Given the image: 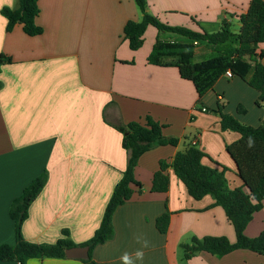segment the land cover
Segmentation results:
<instances>
[{"label": "crops", "instance_id": "0c3cea01", "mask_svg": "<svg viewBox=\"0 0 264 264\" xmlns=\"http://www.w3.org/2000/svg\"><path fill=\"white\" fill-rule=\"evenodd\" d=\"M250 0H149L146 11L161 22L197 30L194 18L207 32L222 21L237 26ZM35 24L42 33L28 36L21 24L6 32L0 13V54L10 63L0 66V245L15 242L9 216L12 201L43 171L47 180L28 208L22 223L23 238L35 244H53L64 238L74 244L89 240L99 227L114 186L122 177L127 153L122 135L114 128L144 122L146 116L162 125L165 138L176 146H159L138 159L131 198L112 216L113 237L96 245V264H122L121 256L141 249L140 236L149 242L144 259L135 264H264V255L237 249L221 257L200 251L183 260L181 245L195 237L235 233L224 210L206 195L193 199L184 184L167 168L168 189L153 192L152 179L159 162L170 164L174 155L195 145L208 156L202 163L228 168L231 188L241 184L235 163L226 151L238 133L220 127V118L202 109H216L240 123L257 127L264 108L255 104L258 93L241 78L220 77L200 101L190 81L173 66L149 64L158 31L147 26L143 44L135 51L123 37L129 20L142 14L134 0H37ZM16 9L17 0H0ZM157 31V32H156ZM264 52V42L257 54ZM212 49L198 45L195 60L209 57ZM264 65V58H256ZM241 106L244 111H237ZM220 169V168H219ZM169 212L165 233L156 218ZM264 230L262 208L253 214L244 233L256 237ZM0 264H20L15 260ZM25 264H84L77 258H31Z\"/></svg>", "mask_w": 264, "mask_h": 264}, {"label": "trees", "instance_id": "16d2710c", "mask_svg": "<svg viewBox=\"0 0 264 264\" xmlns=\"http://www.w3.org/2000/svg\"><path fill=\"white\" fill-rule=\"evenodd\" d=\"M149 0H134L142 14L140 21L129 20L123 27V37L128 41L132 51L143 44V34L151 25L158 31L152 50L147 57L149 64L157 66H173L179 76L190 81L196 91L198 101L212 89L216 81L230 71L233 77L241 78L258 96L255 104L264 108V65L256 58H264V52L257 54L258 44L264 42V0H250L247 11L238 16L240 27L238 32L230 29V24L222 21L215 32H207L192 18L198 29L183 26H171L161 22L146 11ZM16 9L3 7L1 15L7 20L6 32L14 25L21 24L23 32L28 36L42 33V28L35 24L39 13L37 0H17ZM204 45L212 49V54L204 59L195 60V49ZM10 63V58L0 54V66ZM0 82V87H1ZM222 105L216 109H202L219 116L223 131L230 130L239 134V138L226 151L236 167V176L241 184L231 188L225 173L228 168L216 162L217 167L202 163L208 156L203 149L190 145L175 153L170 164L159 162V170L152 179L153 192H166L168 189L167 168L184 184L187 193L195 200L206 195L214 199V205L220 206L231 223L235 242L230 243L224 236H206L201 239L193 237L189 243L181 245L183 260L204 251L217 257L226 255L237 249H246L264 255V230L256 237H247L244 230L253 214L262 208L264 200V119L257 127L240 123L234 116L223 111ZM238 111H244L241 106ZM162 125L146 116L144 122L134 121L114 128L122 135L121 146L127 153L125 170L121 179L114 186L105 207L99 227L93 236L81 244H74L64 238L53 244H35L26 241L21 232L22 223L28 216V208L38 196L47 180V173L35 177L14 199L9 208V216L13 222L15 242L13 245H0V262L15 260L25 264L31 258H65V250L72 247H87V258L84 264H96L91 256L93 248L110 240L114 235L112 216L115 209L127 202L136 185L133 171L138 159L145 152L159 146H176L177 140L162 135ZM169 212L156 218L155 226L160 233L167 231Z\"/></svg>", "mask_w": 264, "mask_h": 264}, {"label": "clouds", "instance_id": "9594fccd", "mask_svg": "<svg viewBox=\"0 0 264 264\" xmlns=\"http://www.w3.org/2000/svg\"><path fill=\"white\" fill-rule=\"evenodd\" d=\"M137 243L141 244V249H138L134 253V256L125 252L121 256L122 264H135V261L137 260L142 261L144 259V252L142 249L147 248L149 246V242L146 239H143L142 237L138 236Z\"/></svg>", "mask_w": 264, "mask_h": 264}, {"label": "water", "instance_id": "95a60500", "mask_svg": "<svg viewBox=\"0 0 264 264\" xmlns=\"http://www.w3.org/2000/svg\"><path fill=\"white\" fill-rule=\"evenodd\" d=\"M87 254V247H72L65 250V257L67 258L85 259Z\"/></svg>", "mask_w": 264, "mask_h": 264}, {"label": "built area", "instance_id": "2783aa9c", "mask_svg": "<svg viewBox=\"0 0 264 264\" xmlns=\"http://www.w3.org/2000/svg\"><path fill=\"white\" fill-rule=\"evenodd\" d=\"M224 76L228 79H231L233 77L232 73L229 70L224 73Z\"/></svg>", "mask_w": 264, "mask_h": 264}, {"label": "rangeland", "instance_id": "374dc122", "mask_svg": "<svg viewBox=\"0 0 264 264\" xmlns=\"http://www.w3.org/2000/svg\"><path fill=\"white\" fill-rule=\"evenodd\" d=\"M230 29H231V31L235 32V31H237L238 28H237L236 25H232V26L230 27ZM156 32H157V31H156ZM237 111H238V109H237ZM43 172H44V171H43ZM43 172H42V173H43ZM42 173H41V174H42ZM41 174H40V175H41Z\"/></svg>", "mask_w": 264, "mask_h": 264}]
</instances>
